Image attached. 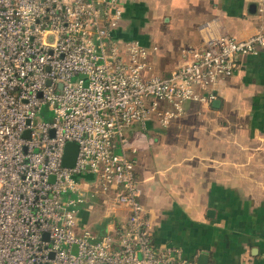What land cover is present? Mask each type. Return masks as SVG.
I'll return each instance as SVG.
<instances>
[{
    "label": "built area",
    "instance_id": "obj_1",
    "mask_svg": "<svg viewBox=\"0 0 264 264\" xmlns=\"http://www.w3.org/2000/svg\"><path fill=\"white\" fill-rule=\"evenodd\" d=\"M122 15L121 0H0V264H199L154 245L127 150L154 142L149 119L164 127L185 102L217 98L241 58L264 50V25L184 47L182 63L158 74L144 44L116 36ZM41 103L53 115L35 121ZM67 141L78 146L72 166ZM109 189L124 225L77 234L85 190Z\"/></svg>",
    "mask_w": 264,
    "mask_h": 264
},
{
    "label": "crops",
    "instance_id": "obj_2",
    "mask_svg": "<svg viewBox=\"0 0 264 264\" xmlns=\"http://www.w3.org/2000/svg\"><path fill=\"white\" fill-rule=\"evenodd\" d=\"M121 2L128 28L118 26L116 36L144 44L158 74L182 63L184 47L220 35L244 38L264 25L260 0ZM217 98L219 106L188 102L164 127L157 119L147 121L154 146L141 153L135 174L152 240L158 250L178 247L197 263L205 251L207 263L264 264V50L241 58L240 67L219 83ZM197 113L201 119H186ZM113 201L107 193L102 203ZM88 204L86 196L80 219L91 215ZM118 209L109 229L125 223L127 210Z\"/></svg>",
    "mask_w": 264,
    "mask_h": 264
},
{
    "label": "rangeland",
    "instance_id": "obj_3",
    "mask_svg": "<svg viewBox=\"0 0 264 264\" xmlns=\"http://www.w3.org/2000/svg\"><path fill=\"white\" fill-rule=\"evenodd\" d=\"M118 25L124 27V29L128 28V19L121 18L119 20ZM147 25H153V23H148ZM149 29H151V27H149ZM152 46L153 45L149 46L150 50H152ZM154 70L158 73L162 72V71L160 72L158 70V68H154ZM227 79L228 78L221 80L220 83L222 84ZM160 102H162V101H160ZM188 102H190V101L185 102L184 105H187ZM190 103L195 104V105L200 104L198 102H190ZM52 115H53V110L48 108L47 103H41L38 111L36 112L34 120L35 121L36 120H48L52 117ZM198 115H199V113H197L196 115L193 114V116H189L186 119H201ZM211 116H212V118L214 117L213 114ZM177 118L178 117H174L173 119H177ZM131 129H132V125L129 129V132H126L127 130L124 129L123 133L129 134ZM153 146L154 145H151L150 147L152 148ZM144 151L145 150L132 152V151L127 150V156L130 159L135 160V170H136V165L139 162L140 155ZM83 178H84L83 180H91V181L95 180V176L89 175V174L83 175ZM136 180L139 182V178L137 175H136ZM118 192H119V189L118 190L109 189L106 191H97L94 194H92L91 192H88L87 194H85L87 196V198H89V204H88V206L87 205L86 206H87V208L92 209V212H91V215L88 217V219L84 220V219H80L81 217L78 218L79 222H77V224L75 225V228H74L75 232L77 234H80L83 229L87 228L96 234L104 233L108 228L106 226V224H110V221L113 222V220H114L112 215L119 211L118 206L121 204L118 203V201L116 199ZM105 193L106 194L111 193V197L114 199V201L111 202L109 205L102 203L104 195H106ZM111 207H113V208H111ZM110 229L113 230V227Z\"/></svg>",
    "mask_w": 264,
    "mask_h": 264
},
{
    "label": "water",
    "instance_id": "obj_4",
    "mask_svg": "<svg viewBox=\"0 0 264 264\" xmlns=\"http://www.w3.org/2000/svg\"><path fill=\"white\" fill-rule=\"evenodd\" d=\"M211 104L212 106H219L220 99L219 98L213 99ZM25 135H27V131L25 132ZM77 149H78V146L75 141L66 142L64 146V152H63V158H62L63 165L72 166L74 164L76 154H77ZM210 210L212 209H208L207 213H210ZM197 260L199 264H206L208 260L207 253L205 251H202L201 253H199Z\"/></svg>",
    "mask_w": 264,
    "mask_h": 264
}]
</instances>
